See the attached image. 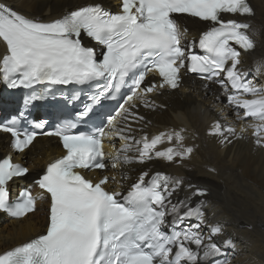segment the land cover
I'll use <instances>...</instances> for the list:
<instances>
[{"label": "snow or ice", "instance_id": "snow-or-ice-1", "mask_svg": "<svg viewBox=\"0 0 264 264\" xmlns=\"http://www.w3.org/2000/svg\"><path fill=\"white\" fill-rule=\"evenodd\" d=\"M173 14H187L210 24L199 38L203 54L192 51L194 45H182ZM221 14L251 16L254 12L247 0H122L120 11L115 14L100 4H90L41 22L0 4V40L6 45V54L0 58V74L8 87L96 85L74 120L66 119L54 131L43 133L58 137L65 154L49 163L35 180L41 190L38 196L26 190L10 204L9 182L27 174L28 169L13 163L11 156L0 159V210L20 219L36 210L38 199L49 201L46 231L0 254V264H199V253L190 245L203 249L205 256L220 253L212 236L221 229L212 227L207 242L199 231L204 222L200 205L193 208L185 201L172 203L170 197L180 185L179 179L170 186L171 177L156 173L146 180L148 173L144 172L121 202L119 192L104 187L115 177L104 176L93 182L79 170L104 169L106 155L113 168L134 159L143 163L153 153L168 162L188 158L193 149L184 146L182 130L134 141L119 126L129 117L136 118L131 109L137 102L152 107L147 99L150 93L177 88L181 69L210 81L223 76L217 82L225 87L230 84L235 92L228 96L229 104L243 109V117L238 118L260 122L253 125V136L255 143L264 147V88H257L244 78L238 69L241 53L233 47L238 45L245 52L254 48L246 34L249 25L222 20ZM82 34L103 46L102 59H97L92 47L82 45ZM261 70L264 66L257 68ZM149 73L158 75L160 82L143 87ZM124 86H128L129 94L123 97L115 115L107 117L105 127L91 133L73 131L96 105L115 98ZM44 98L43 94H33L26 97L25 105ZM78 99L77 95L71 97L72 101ZM17 123L13 117L0 125V131L11 134L13 150L23 152L36 139L37 132H21ZM45 124L41 121L34 128L43 129ZM225 133L235 136L236 130L223 128L219 123L210 130L211 135L223 137L221 143L227 140ZM113 136L125 143L105 153L104 141ZM164 140L174 146L157 150ZM133 149L138 156L127 154ZM195 194L202 196L204 192L197 190ZM167 215L174 217L171 232L162 230ZM193 217L200 222L181 227ZM229 243L225 241L226 245Z\"/></svg>", "mask_w": 264, "mask_h": 264}, {"label": "bare ground", "instance_id": "bare-ground-1", "mask_svg": "<svg viewBox=\"0 0 264 264\" xmlns=\"http://www.w3.org/2000/svg\"><path fill=\"white\" fill-rule=\"evenodd\" d=\"M2 1L30 18L51 20L82 5L104 4L108 0ZM250 2L255 13L249 21L257 36V47L252 53L241 56L240 64L251 72L252 81L264 88V70L257 71L258 67L264 66V0ZM181 26L187 38L196 37L206 29L205 25L190 19ZM184 82L183 88L159 90L157 95L148 96L152 107L136 104L131 111L134 114L140 111L143 122H139V130L130 131L127 136L182 130L183 144L192 148V153L176 163L152 156L143 163L134 160L131 164H121L120 185L131 187L144 172L148 175L154 171L166 172L172 178L170 186L179 179L181 183L170 197L172 203L185 201L193 208L200 205L204 222L199 231L206 242L212 227L221 229L219 234L212 236V242L228 251L223 256L226 260L223 264H264V147L255 143L256 139L249 135L245 124L235 120L234 111L228 108L229 112H225L226 99L209 82L191 78H185ZM215 123L223 128H234L236 135L225 133L227 140L221 143L222 136L210 134ZM242 128L245 130L241 131ZM0 139H3L2 135ZM62 152L57 142L39 137L28 150L14 154V157H20L17 161L25 160L31 169L25 175V181L29 182L49 160ZM131 155L138 156V152ZM201 187L207 188L209 195L198 198L195 193ZM46 201L37 202L35 213L21 221L0 220V252L43 231ZM199 222L197 218L196 224ZM225 241L230 243L226 245ZM192 247L197 250L195 245Z\"/></svg>", "mask_w": 264, "mask_h": 264}, {"label": "rangeland", "instance_id": "rangeland-1", "mask_svg": "<svg viewBox=\"0 0 264 264\" xmlns=\"http://www.w3.org/2000/svg\"><path fill=\"white\" fill-rule=\"evenodd\" d=\"M211 197V196H210Z\"/></svg>", "mask_w": 264, "mask_h": 264}]
</instances>
